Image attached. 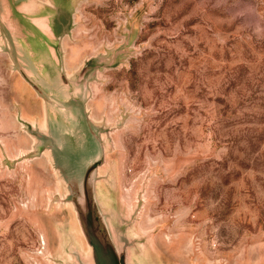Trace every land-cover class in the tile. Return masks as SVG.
I'll return each mask as SVG.
<instances>
[{"label":"rangeland","instance_id":"rangeland-1","mask_svg":"<svg viewBox=\"0 0 264 264\" xmlns=\"http://www.w3.org/2000/svg\"><path fill=\"white\" fill-rule=\"evenodd\" d=\"M75 3L65 66L108 59L87 110L105 132L99 198L134 264H264V0ZM38 98L0 54V264H89L19 121L46 129Z\"/></svg>","mask_w":264,"mask_h":264},{"label":"water","instance_id":"water-1","mask_svg":"<svg viewBox=\"0 0 264 264\" xmlns=\"http://www.w3.org/2000/svg\"><path fill=\"white\" fill-rule=\"evenodd\" d=\"M4 1L0 0L2 12L8 8L2 5ZM18 1L12 3L11 10L15 11ZM75 4V0H63L54 12H42L41 16H53L44 26L46 33L34 24L30 30L29 26L19 30L16 18L10 31L0 18V53H9L14 72L44 103L46 129L24 119L19 121L34 138L33 152L49 154L54 170L67 187L66 201L73 206L91 250L89 264H134L135 243L129 233H124L123 225L110 218L99 198L105 132L92 121L87 110L91 82L98 67L108 59H91L71 77L65 70L62 41L74 29ZM113 62L120 63L117 56Z\"/></svg>","mask_w":264,"mask_h":264},{"label":"crops","instance_id":"crops-1","mask_svg":"<svg viewBox=\"0 0 264 264\" xmlns=\"http://www.w3.org/2000/svg\"><path fill=\"white\" fill-rule=\"evenodd\" d=\"M14 1L15 0H5L2 3L3 6H8V8L5 12L0 11V16H1L0 18L3 22V24L6 25L7 29L10 31L12 30L11 24L14 22V18H16V22L18 24L19 30H25L28 26H29L28 29L30 30V26H32L34 24L43 33H46V31H47L44 28V26H46V25H48V23H50V20L52 19L53 16H51V15H49V16L42 15L41 16V13L44 11H48V10L50 12H54L56 10V5L63 2V0H19L18 4L15 6V11H13L11 9H12V3ZM9 3H10V6H9ZM13 12H17V13H13ZM53 15H56V14H53ZM73 20H74V16H73ZM44 21H46L47 23L45 24ZM67 37H69V36L66 35L63 38L62 48H63V42ZM0 54L8 55V57L11 61L9 53L3 52ZM65 70H66V66H65ZM66 73H67V70H66ZM18 75L22 78V76L20 74H18ZM68 76L71 77L72 75L71 76L68 75ZM22 80L37 95V93L34 91V89L23 78H22ZM38 100H39V98H38ZM40 100H39V102L42 101V100L41 101ZM41 104L44 105L43 101Z\"/></svg>","mask_w":264,"mask_h":264},{"label":"bare ground","instance_id":"bare-ground-1","mask_svg":"<svg viewBox=\"0 0 264 264\" xmlns=\"http://www.w3.org/2000/svg\"><path fill=\"white\" fill-rule=\"evenodd\" d=\"M83 245V244H82Z\"/></svg>","mask_w":264,"mask_h":264}]
</instances>
